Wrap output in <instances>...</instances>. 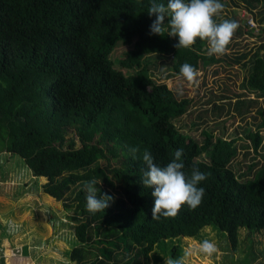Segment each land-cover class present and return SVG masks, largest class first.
<instances>
[{
  "label": "trees",
  "instance_id": "obj_1",
  "mask_svg": "<svg viewBox=\"0 0 264 264\" xmlns=\"http://www.w3.org/2000/svg\"><path fill=\"white\" fill-rule=\"evenodd\" d=\"M151 2L0 0V149L44 178L41 192L61 203L73 237L67 253L72 264H149L167 240L192 239L210 226L232 251L239 230L264 237V123L229 139L202 130L197 141L180 132L174 122L191 99L152 79L150 67L168 58L172 75L180 77L184 63L198 70L220 58L208 55L206 41L177 49L178 37L150 34L156 19L147 12ZM119 47L128 49L118 55ZM241 66L248 67L242 87L264 99V44ZM244 104L234 101L238 115ZM240 139L248 141L253 157L236 175L230 165ZM134 146L141 150L135 158L129 151ZM145 149L160 166L183 149L185 174L198 168L207 175L198 185L205 195L195 210L184 205L174 218L152 219L154 189L141 183ZM93 178L101 182L97 198L113 197L96 214L86 210L83 190ZM177 251L172 245L167 255L176 259Z\"/></svg>",
  "mask_w": 264,
  "mask_h": 264
},
{
  "label": "rangeland",
  "instance_id": "obj_2",
  "mask_svg": "<svg viewBox=\"0 0 264 264\" xmlns=\"http://www.w3.org/2000/svg\"><path fill=\"white\" fill-rule=\"evenodd\" d=\"M246 1L251 2L252 7L246 6ZM220 3L224 5L223 11L214 20L217 23L235 21L238 28L228 45V53L214 55L220 58V62L198 69L195 85L173 76L168 58L157 60L150 67L152 79L165 84L176 97L191 99L187 112L174 124L181 133L197 141L201 139L202 130L211 132L215 137L229 139L240 135L244 129L256 130L260 121L264 123V99L257 98L242 87L248 67L241 66L260 44H264V35L260 31L264 28V22H258L261 16L259 12L264 15V7L261 0H220ZM127 49L119 47L116 53L119 55ZM244 53L248 56L235 62L234 57L237 59ZM260 55H263V51ZM178 89L183 90L182 95L177 94ZM236 99L245 102L240 108L242 115L234 110ZM259 135V151L264 156V127L259 130ZM247 145L246 139L236 143L238 154L230 165L236 175L245 171L253 157ZM254 161L261 162V157ZM34 175L21 160L0 149V264H72L67 261V253L73 244V237L61 203L41 192L40 186L45 180ZM204 240L216 245L217 251L213 255L206 256L197 251ZM172 245L178 248L177 258L183 257L185 251L192 250L187 264H242L246 259V264H264L263 236L239 230L238 245L232 251L225 236L212 226L203 229L192 239L167 240L166 252L160 246L156 247L150 254L149 264H165L170 258L167 251Z\"/></svg>",
  "mask_w": 264,
  "mask_h": 264
},
{
  "label": "clouds",
  "instance_id": "obj_3",
  "mask_svg": "<svg viewBox=\"0 0 264 264\" xmlns=\"http://www.w3.org/2000/svg\"><path fill=\"white\" fill-rule=\"evenodd\" d=\"M224 5L220 0H167V3L152 0L148 9L149 16L155 15L156 19L150 25V34L178 37V42L173 45L177 49H190L197 41H206L208 55L222 56L228 53V45L234 35L238 24L235 21L223 20L217 23L214 17L219 16ZM169 22L165 25V17ZM189 85L197 83L198 70L191 64L184 63L178 74ZM178 95L183 94L182 89L177 90ZM135 158L141 150L139 146L129 149ZM183 149H177L174 158L165 166L157 165L150 151L142 152V162L145 166L141 183L146 188L154 189L151 195L154 197L152 219L174 218L178 215L182 206L187 205L189 210H195L205 195V189L198 185L207 179V175L198 168H193L190 175L184 172V164L181 162ZM101 182L95 178L84 182L86 192V210L91 214L104 212L109 207L113 197L104 194L97 198ZM197 251L206 256L213 255L216 245L204 240L199 244ZM192 250H187L183 257L169 258L165 264H187V257Z\"/></svg>",
  "mask_w": 264,
  "mask_h": 264
}]
</instances>
